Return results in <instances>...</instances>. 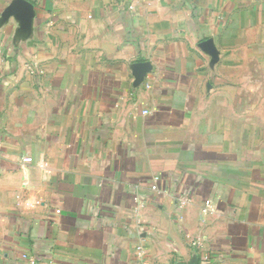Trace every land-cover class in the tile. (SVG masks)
<instances>
[{
    "label": "crops",
    "instance_id": "1",
    "mask_svg": "<svg viewBox=\"0 0 264 264\" xmlns=\"http://www.w3.org/2000/svg\"><path fill=\"white\" fill-rule=\"evenodd\" d=\"M0 264H264V0H0Z\"/></svg>",
    "mask_w": 264,
    "mask_h": 264
},
{
    "label": "built area",
    "instance_id": "2",
    "mask_svg": "<svg viewBox=\"0 0 264 264\" xmlns=\"http://www.w3.org/2000/svg\"><path fill=\"white\" fill-rule=\"evenodd\" d=\"M146 110H143L142 113H146ZM32 163V157L31 156H22L19 160V165L22 169L27 167L29 164ZM40 168L44 169L42 165H39ZM44 171H47V168L44 169ZM151 189L160 191L161 189L157 186V183L152 184ZM162 191V190H161ZM218 199L219 195L218 193L214 192L209 198L205 199L202 204V211L207 213H214L218 206ZM182 201H186L185 199H182Z\"/></svg>",
    "mask_w": 264,
    "mask_h": 264
}]
</instances>
